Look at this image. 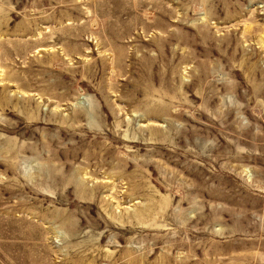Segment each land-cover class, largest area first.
<instances>
[{
    "label": "rangeland",
    "instance_id": "rangeland-1",
    "mask_svg": "<svg viewBox=\"0 0 264 264\" xmlns=\"http://www.w3.org/2000/svg\"><path fill=\"white\" fill-rule=\"evenodd\" d=\"M0 264H264V0H0Z\"/></svg>",
    "mask_w": 264,
    "mask_h": 264
},
{
    "label": "bare ground",
    "instance_id": "bare-ground-1",
    "mask_svg": "<svg viewBox=\"0 0 264 264\" xmlns=\"http://www.w3.org/2000/svg\"><path fill=\"white\" fill-rule=\"evenodd\" d=\"M3 74V73H2ZM87 176V175H86Z\"/></svg>",
    "mask_w": 264,
    "mask_h": 264
}]
</instances>
